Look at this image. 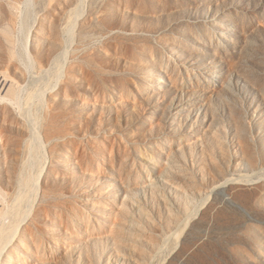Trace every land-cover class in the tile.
<instances>
[{
  "label": "rangeland",
  "instance_id": "1",
  "mask_svg": "<svg viewBox=\"0 0 264 264\" xmlns=\"http://www.w3.org/2000/svg\"><path fill=\"white\" fill-rule=\"evenodd\" d=\"M0 264H264V0H0Z\"/></svg>",
  "mask_w": 264,
  "mask_h": 264
},
{
  "label": "bare ground",
  "instance_id": "2",
  "mask_svg": "<svg viewBox=\"0 0 264 264\" xmlns=\"http://www.w3.org/2000/svg\"><path fill=\"white\" fill-rule=\"evenodd\" d=\"M79 1V0H78ZM65 42V41H64ZM64 57V56H63ZM57 81V80H56ZM30 124V123H29ZM36 127V126H35ZM33 130V129H32ZM33 132V131H32ZM32 134V133H31ZM35 135H36V133H35ZM33 137H36V136H33ZM34 141H35V139H34ZM38 141V140H37ZM36 143V142H35ZM31 145H34L33 143L31 144ZM42 145V144H41ZM39 146V145H38ZM34 147V146H33ZM44 147V146H43ZM39 151V150H38ZM39 176V175H38ZM200 207V206H199ZM191 217V216H190ZM167 238V237H166ZM168 239V238H167Z\"/></svg>",
  "mask_w": 264,
  "mask_h": 264
}]
</instances>
